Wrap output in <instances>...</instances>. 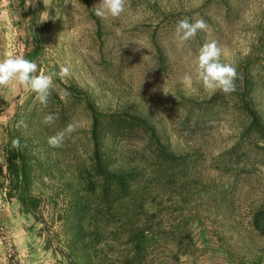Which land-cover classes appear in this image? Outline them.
Returning <instances> with one entry per match:
<instances>
[{"label":"rangeland","instance_id":"374dc122","mask_svg":"<svg viewBox=\"0 0 264 264\" xmlns=\"http://www.w3.org/2000/svg\"><path fill=\"white\" fill-rule=\"evenodd\" d=\"M220 1L126 0L119 17L101 19L92 10L99 0H0V58L24 56L36 44L34 61L45 73L70 70L63 79L54 76L47 107L24 86L0 87V264H264V222L253 221L264 209V154L242 142L233 164L236 154L228 152L244 116L225 94L210 118L197 126L184 120L189 105L215 92L196 80L193 66L199 47L215 40L221 62L235 68L255 56L251 71L262 82L252 100L264 122V0H225L234 6L229 18ZM183 17L202 18L208 27L181 44L174 28ZM186 73L193 74L190 87L181 83ZM82 96L99 112L145 119L189 163L186 175L175 169L153 175L139 132L106 141L111 169L137 167L143 174L124 207L90 208L74 228V203L83 196L92 206L96 201L84 191L92 178ZM49 113L56 119L46 125ZM20 121L27 127H17ZM69 122L77 130L61 147L49 146ZM10 129L26 147L29 194L39 198L34 211L4 193ZM182 230L189 242H179Z\"/></svg>","mask_w":264,"mask_h":264},{"label":"trees","instance_id":"16d2710c","mask_svg":"<svg viewBox=\"0 0 264 264\" xmlns=\"http://www.w3.org/2000/svg\"><path fill=\"white\" fill-rule=\"evenodd\" d=\"M220 3L223 14L229 18L230 14L234 12V6L227 4L225 0H221ZM46 25L47 22L42 27ZM33 26L31 30L35 33ZM37 53L38 46L35 44L34 48L27 52L24 57L34 61ZM252 57L246 58L241 68H236L239 75V78L236 80V90L227 94L230 96L234 108L245 118L240 127V139L228 149L229 153L236 154L233 164L238 163L237 159L241 155V153L238 154V151L242 142L248 145L255 154H264V122L252 100V94L256 92L262 81L258 82V78L251 71L252 66H254L253 62H256L255 56ZM66 89L70 90V87L66 86ZM73 95L77 96V94ZM224 96L225 93L217 90L207 100L202 101V105H189L186 108L184 120L187 122L191 121L193 126H197L204 119L210 118L213 105L220 107L225 105ZM83 98L90 118L91 162L89 175L92 178V181H89L87 171V186L83 189L85 192L87 191L88 195H91V198H95L96 201L94 202V206H92L89 202H86L85 196H83L80 202L76 201L74 203V208H72L70 213V225H73V227H77L83 218L89 215L90 208L95 209V211L98 210V212L105 211L108 213L113 210L112 208H114L115 204L118 207H124L126 204L124 199L129 198V195L133 193V186L143 174V171L137 169V167L111 169V158L108 153L109 148L105 145L106 141L131 138L136 134L135 132H139V136L143 135L146 140L147 154H149L147 157L151 160V164L156 166L152 170L153 175L170 169L178 170L181 174L186 175L185 169L189 163L186 154H175L170 151L168 145L160 141V137L155 133L154 127L148 125L145 119L124 112H99L94 109L88 98ZM136 136L139 137L138 135ZM16 138L19 137H16L12 129H10L9 140L2 152L4 168L6 170L4 193L8 198L14 197L25 211H34L39 205V198L29 194L31 184L29 158L27 157L26 147L22 144L20 138L21 147H13L12 142ZM149 167L151 171V166ZM253 221L255 224L264 222V209L256 212ZM182 231L184 234L183 232L179 234V242H189L190 235L184 230Z\"/></svg>","mask_w":264,"mask_h":264},{"label":"clouds","instance_id":"9594fccd","mask_svg":"<svg viewBox=\"0 0 264 264\" xmlns=\"http://www.w3.org/2000/svg\"><path fill=\"white\" fill-rule=\"evenodd\" d=\"M126 0H99L92 10L97 17L117 18L125 12ZM49 19V16L42 17V21ZM207 24L202 18L183 17L177 20L174 28V37L181 44L193 39L198 31L206 30ZM222 49L215 40L205 42L199 47L193 59L194 74L196 80L206 90L221 91L225 94L236 90V80L239 78L234 66L221 62ZM68 67L61 66L58 73H45L38 64L23 55L8 53L0 58V87L24 86L35 93V100L43 107L48 106L49 97L54 86V76L63 79L69 76ZM181 83L191 86L193 74L186 73L181 78ZM54 114L49 113L43 116L42 122L51 125L55 121ZM27 127L20 121L17 127ZM78 128L75 122H69L66 127L50 136L47 143L51 147H61L66 138L70 137ZM13 147L20 148L19 138L13 140Z\"/></svg>","mask_w":264,"mask_h":264}]
</instances>
